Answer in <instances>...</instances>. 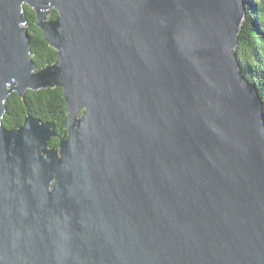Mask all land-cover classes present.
Masks as SVG:
<instances>
[{
    "label": "water",
    "instance_id": "1",
    "mask_svg": "<svg viewBox=\"0 0 264 264\" xmlns=\"http://www.w3.org/2000/svg\"><path fill=\"white\" fill-rule=\"evenodd\" d=\"M25 6L56 51L39 70ZM245 19V0H0V264H264ZM48 88L64 135L2 126L12 93Z\"/></svg>",
    "mask_w": 264,
    "mask_h": 264
},
{
    "label": "trees",
    "instance_id": "2",
    "mask_svg": "<svg viewBox=\"0 0 264 264\" xmlns=\"http://www.w3.org/2000/svg\"><path fill=\"white\" fill-rule=\"evenodd\" d=\"M246 19L239 33L237 56L244 76L255 85L264 106V0H245ZM26 29L31 44L32 60L39 70L52 64L56 51L43 39L34 24L33 11L25 6ZM57 17L52 10L49 19ZM2 126L12 130L22 125L24 114L29 113L42 122H54L56 131L65 134V104L60 88H48L37 92L27 91L23 98L12 93L5 103ZM50 146L57 147L58 139L51 138Z\"/></svg>",
    "mask_w": 264,
    "mask_h": 264
}]
</instances>
